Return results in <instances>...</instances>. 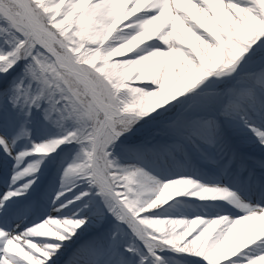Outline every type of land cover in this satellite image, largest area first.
<instances>
[{
    "label": "snow or ice",
    "instance_id": "6c2138e0",
    "mask_svg": "<svg viewBox=\"0 0 264 264\" xmlns=\"http://www.w3.org/2000/svg\"><path fill=\"white\" fill-rule=\"evenodd\" d=\"M0 264H264V0H0Z\"/></svg>",
    "mask_w": 264,
    "mask_h": 264
}]
</instances>
